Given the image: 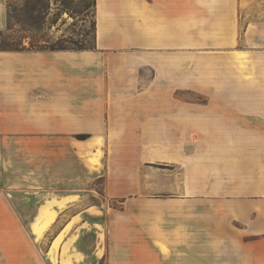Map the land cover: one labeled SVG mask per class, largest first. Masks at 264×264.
<instances>
[{
  "label": "crops",
  "instance_id": "1",
  "mask_svg": "<svg viewBox=\"0 0 264 264\" xmlns=\"http://www.w3.org/2000/svg\"><path fill=\"white\" fill-rule=\"evenodd\" d=\"M257 1L94 0V48L0 50V264H264Z\"/></svg>",
  "mask_w": 264,
  "mask_h": 264
},
{
  "label": "rangeland",
  "instance_id": "2",
  "mask_svg": "<svg viewBox=\"0 0 264 264\" xmlns=\"http://www.w3.org/2000/svg\"><path fill=\"white\" fill-rule=\"evenodd\" d=\"M7 6L11 30L0 33V48H6L3 44L14 45L19 41L26 49L33 50L94 48V0H7ZM240 20L241 30L247 22L264 20V0H258L248 10L242 11ZM31 43L36 46L30 47ZM251 55L253 62L247 58L249 55L240 61L242 71L239 70L237 92L264 94V51H255ZM240 136L246 138L247 143L263 149L250 152H264V134Z\"/></svg>",
  "mask_w": 264,
  "mask_h": 264
},
{
  "label": "trees",
  "instance_id": "3",
  "mask_svg": "<svg viewBox=\"0 0 264 264\" xmlns=\"http://www.w3.org/2000/svg\"><path fill=\"white\" fill-rule=\"evenodd\" d=\"M10 30H11V28L9 26V12H8V6H7V27H6L5 31H10ZM3 46H5L6 48H0V50H4V51H6V50L7 51L33 50V49H26L25 46L23 45V42H21V41L16 42V44H14V45L3 44ZM34 46H36L34 43H31L30 44V47H34ZM35 50H51V51L59 50V51H61V50H69V49H64V48H58V49H54V48L42 49L41 48V49H35ZM77 138L83 140V139L87 138V136L86 135H78Z\"/></svg>",
  "mask_w": 264,
  "mask_h": 264
}]
</instances>
